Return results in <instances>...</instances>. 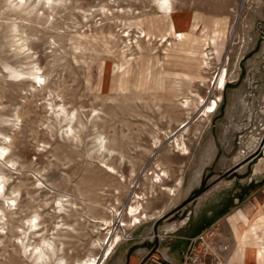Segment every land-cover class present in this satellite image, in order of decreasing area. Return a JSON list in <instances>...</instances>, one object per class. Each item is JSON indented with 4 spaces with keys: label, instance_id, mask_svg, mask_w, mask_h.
<instances>
[{
    "label": "rangeland",
    "instance_id": "374dc122",
    "mask_svg": "<svg viewBox=\"0 0 264 264\" xmlns=\"http://www.w3.org/2000/svg\"><path fill=\"white\" fill-rule=\"evenodd\" d=\"M170 2L165 18L157 0H0V264H182L211 227L225 264H264V0ZM132 190L151 216L103 260L93 219L127 222Z\"/></svg>",
    "mask_w": 264,
    "mask_h": 264
},
{
    "label": "bare ground",
    "instance_id": "6f19581e",
    "mask_svg": "<svg viewBox=\"0 0 264 264\" xmlns=\"http://www.w3.org/2000/svg\"><path fill=\"white\" fill-rule=\"evenodd\" d=\"M36 1H37V3L40 6L46 7L49 10L54 8L53 0H36ZM157 2H158V8H159L158 12L162 13V16H164L165 18H168L169 16H171L172 13H171V2H170V0H157ZM17 4L19 6H24L26 4V0H17ZM20 75L24 76V74H20ZM225 75H226V69L221 67L220 71L218 72V75L216 77V81L214 83V87H215L216 90H220L221 88H223L224 83H225V78H226ZM30 76H31L30 78L36 80V81H34L35 83L33 82V84H39L40 86H43V78H42L41 75L32 74ZM30 78L29 77L28 78H26V77H24V78L23 77H21V78L18 77L16 80H18V81H27V80L30 81ZM225 86H226V84H225ZM217 101L218 100L215 98V100L210 101L208 104L204 103L203 104V108H202V111L204 113L202 115H204V114L210 115L213 112H215V110L217 108ZM70 121H72V120H70ZM187 125L188 124L183 123L182 129H184V127H186ZM99 140H100L99 141V145H100L101 149L105 150L106 148H105V145L103 144V140H101V139H99ZM176 145H177V143H176ZM182 149L185 151V153H187L186 146H183ZM7 150H8V148L6 146H0V158H5L6 157ZM185 153H183V154H185ZM10 163H11V161H10ZM158 163H155V164H157V166H158L159 165ZM109 167H110L109 168L110 172L113 173L114 172V168L111 167V166H109ZM143 171L141 172V176L142 177H144L146 175V173L143 172ZM165 174H166L165 171H163L161 174H159V173L155 174L154 175L155 179L152 178V184H160V182L163 180L162 177L166 176ZM144 178H146V177H144ZM5 179L6 178L3 175L0 174V199H2V197L4 196ZM133 187H135V186H133ZM161 189L164 192H167L168 195H174V190L175 189L173 187L161 186ZM144 198H145L144 196H141L135 190H132L131 194L129 196V204H128V206L126 208H124V210H121V211L118 212L117 209H110L109 208L113 212V215H114V212L117 211L118 216H122L121 213L123 212L124 215H126V218L128 219L127 222L125 220H123L122 217H120L117 221H115L113 217L100 218V219H95L94 218L93 219V221H95L96 223L97 222L100 223L101 227H100L99 230H106L105 231L106 235H105L103 241L98 240L99 243L97 244V247L102 248V250L104 249L103 255L101 256L103 260H107L109 258V256L112 254L114 248L121 241L120 234L117 232V228L118 227L127 226L128 224L129 225L130 224L131 225L139 224V223L142 222V220L147 219L148 216H151V214H149L145 210V208L143 206L142 199H144ZM14 202H15L14 199H10V200H7L6 208H5V204L0 206V221H2L3 218L6 216V211L7 210L11 211V209H14V207H15V203ZM58 212L62 213V210L60 209ZM29 221H30V231H31L32 236H37L38 233H39V230H40V226H41L40 224L41 223L39 224V221H37V217L36 218H32ZM41 235L42 234H40L38 236H41ZM48 242H49L48 238L43 237L41 244H39V245L35 244L36 246L34 245L33 249L31 247L32 251H31L30 254L34 255L35 263H37L38 260L40 258H42L43 256H46V255H44V252L42 250V245L45 244V243H48ZM249 244H250V246L252 245L251 247H255V248H256V246H258L255 242L254 243L250 242ZM0 247H1V240H0ZM249 250H250L249 246L246 249L245 248V244L243 243L242 244V248L238 250V256L243 258L246 254H250ZM261 252L262 251H259V252L255 253L254 256H255V258L257 260H262V258L264 257L263 256L264 254H262ZM59 264H64V263L60 262ZM76 264H96V262H95V258H89L85 262L84 261H81V262L78 261Z\"/></svg>",
    "mask_w": 264,
    "mask_h": 264
},
{
    "label": "built area",
    "instance_id": "2783aa9c",
    "mask_svg": "<svg viewBox=\"0 0 264 264\" xmlns=\"http://www.w3.org/2000/svg\"><path fill=\"white\" fill-rule=\"evenodd\" d=\"M217 228L204 229L187 238L186 248L182 252V264H225L221 259L216 240Z\"/></svg>",
    "mask_w": 264,
    "mask_h": 264
}]
</instances>
